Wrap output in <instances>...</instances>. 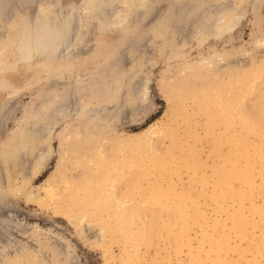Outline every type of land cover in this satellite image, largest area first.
<instances>
[{
	"label": "rangeland",
	"instance_id": "rangeland-1",
	"mask_svg": "<svg viewBox=\"0 0 264 264\" xmlns=\"http://www.w3.org/2000/svg\"><path fill=\"white\" fill-rule=\"evenodd\" d=\"M1 6L0 264H264V0H0ZM61 15L72 43L62 57L35 39ZM24 36L42 45L22 52ZM134 145L138 155L172 156L168 170H153L142 182L139 226L151 229L145 198L152 185L170 188L173 205L183 194L188 206L186 220L170 217L172 210L159 216L149 244L124 238L108 214L83 215L72 194L106 177L107 169L94 170L108 165L103 154L113 165ZM244 168L247 183L224 182L226 170L237 176Z\"/></svg>",
	"mask_w": 264,
	"mask_h": 264
},
{
	"label": "bare ground",
	"instance_id": "bare-ground-1",
	"mask_svg": "<svg viewBox=\"0 0 264 264\" xmlns=\"http://www.w3.org/2000/svg\"><path fill=\"white\" fill-rule=\"evenodd\" d=\"M47 1V0H46ZM45 2V1H44ZM56 2V1H55ZM53 4V3H52ZM52 4H48V5H52ZM106 5V4H105ZM45 6V5H44ZM59 6V5H58ZM104 6V5H103ZM102 7V6H101ZM100 7V8H101ZM0 8H2V6L0 7ZM5 8V7H4ZM59 8H61V5H60V7ZM59 8H58V10H59ZM105 9V8H104ZM4 9H2V11H3ZM61 10V9H60ZM64 10V9H63ZM62 10V11H63ZM101 10V9H100ZM105 11V10H104ZM64 12V11H63ZM62 12V13H63ZM100 12V11H99ZM62 13H59V14H62ZM66 13V12H65ZM64 14V13H63ZM15 15V14H14ZM13 17V16H12ZM63 16L61 15V18H62ZM65 17V16H64ZM64 17L62 18V20H60L59 19V21H57V22H55V23H51V26L50 25H47V26H50V28L48 27H46L47 28V30H46V28L44 27V29L42 28V27H40V29L42 28V31L43 30H45V31H43V32H41L40 31V29H39V32H41V34L40 35H38L37 34V37L35 36V39L37 38V39H42L41 41H45V43H44V46L43 47H45L46 49L45 50H48V49H50V47L52 48L51 49V51L53 50V52L54 51H56L57 49H58V51L57 52H59V54H61V57H62V54H64L63 52H62V49L64 48H66V45L68 44V43H70V42H68L67 44H66V39H68V37H67V34L65 35V33H64V31H65V29L66 28H64V27H62V22H63V19H64ZM65 21V20H64ZM38 23V22H37ZM35 24V23H34ZM39 24H41L40 22H39ZM39 24H37L38 26H40ZM48 24V23H47ZM42 25H44V24H41V26ZM32 26V25H31ZM45 26H46V24H45ZM33 27H34V25H33ZM35 27H37V26H35ZM32 28V27H31ZM37 28H39V27H37ZM62 28H64V31H63V29ZM27 29H28V31L30 30V26L29 27H27ZM31 31V30H30ZM35 31H37V29H35ZM68 31V30H67ZM25 32H26V30H25ZM38 32V31H37ZM70 32V31H69ZM35 32H33V33H31L30 32V34H34ZM49 33H51L50 35H49ZM47 34V35H46ZM72 34V33H71ZM25 35V34H24ZM70 34H68V36H69ZM26 36L28 37V35L26 34ZM26 36H24V37H26ZM31 35H29V37H30ZM33 36V35H32ZM38 36H40L39 38H38ZM27 37H26V42L24 43V40L22 41L24 44L20 47L21 49V51L23 52V51H27L28 53H29V51L28 50H30V51H33V50H36L37 51V48H35L34 49V47L37 45V46H39V45H42V44H38L40 41H38V43H34L35 42V39L34 40H32V38H30V39H28L27 40ZM69 38H70V36H69ZM54 40L56 41L57 40V43H58V45L56 44H54L53 42H54ZM69 41V40H68ZM72 41H73V39H72ZM21 42V43H22ZM71 45H72V43H70ZM36 46V47H37ZM54 47V48H53ZM69 47H71L72 48V46H70L69 45ZM41 48V47H40ZM39 48V49H40ZM33 49V50H32ZM44 48H42L41 49V52H42V54L41 55H43V50ZM63 49V50H64ZM66 49H68V48H66ZM64 50V52H69L70 51V49L69 50ZM49 51V50H48ZM60 51L62 52V53H60ZM18 52H20V51H18ZM24 52V53H25ZM45 52V51H44ZM46 53H51V52H47L46 51ZM45 53V54H46ZM22 53L20 52V55H21ZM30 54H32L31 52H30ZM44 54V55H45ZM52 54V53H51ZM50 54V55H51ZM57 54V53H56ZM67 53H65V55H66ZM54 54H52V56H53ZM64 55V56H65ZM69 55V54H68ZM28 56V55H27ZM55 56V55H54ZM60 56V55H59ZM23 57H25L24 55H23ZM57 57H58V55H57ZM66 57V56H65ZM26 59V58H25ZM60 59V58H59ZM257 74V73H256ZM249 75V74H248ZM250 76V75H249ZM249 76H248V79H249ZM254 77V76H253ZM253 79V78H252ZM246 78L244 79V83L245 82H247V81H251V80H246ZM253 81V80H252ZM251 81V82H252ZM251 82H247V84L248 83H250L251 84ZM241 83V82H240ZM237 84V83H236ZM247 84H246V86H247ZM241 84H239V86H240ZM244 85V84H243ZM252 85V84H251ZM255 85V84H254ZM254 85H253V87H254ZM250 86V85H249ZM248 86V87H249ZM261 86V85H260ZM243 87V86H242ZM247 87V89H249ZM61 88H63L62 86H61ZM66 88V87H65ZM64 88V89H65ZM262 88H264V87H262ZM233 89H235V87L233 88ZM232 89V90H233ZM240 89H241V86H240ZM246 89V87H245V89L244 90H247ZM66 90V89H65ZM64 90V91H65ZM253 90V88L250 90V91H252ZM61 91H62V89H61ZM238 91V88L235 90V92H237ZM243 91V90H242ZM258 91V90H257ZM233 92H234V90H233ZM234 92V93H235ZM239 92H240V90H239ZM256 92V91H255ZM226 93V92H225ZM228 93H229V91H228ZM240 93H243V92H240ZM245 93V92H244ZM247 93V92H246ZM250 93H252V92H250ZM260 93V92H259ZM262 93V92H261ZM204 94V93H203ZM217 94V93H216ZM227 94V93H226ZM225 94V95H226ZM264 94V93H263ZM228 95V94H227ZM240 95H242V94H240ZM244 95H246V94H244ZM253 95V94H252ZM257 95V94H256ZM229 96H230V94H229ZM250 96H251V94H250ZM249 96V97H250ZM204 97V96H203ZM206 97H208V96H205V99H206ZM262 97V96H261ZM261 97L259 96V98H260V100H261ZM220 98H222V96H220ZM238 98V97H237ZM246 98H247V96H246ZM246 98H244V99H246ZM210 99H211V96H210ZM216 99V98H215ZM235 99H236V97H235ZM234 99V100H235ZM255 99V98H254ZM209 100V99H208ZM208 100H206V101H208ZM220 100V99H219ZM218 100V101H219ZM229 100V99H228ZM240 100H242V99H240ZM250 100V99H249ZM257 100H258V103H259V99L257 98ZM217 101V102H218ZM231 101V100H230ZM262 101V100H261ZM217 102L215 103V101H214V105L215 104H217ZM221 102H222V99H221ZM242 101H240V103H241ZM253 102H254V100H253ZM207 103H209V102H207ZM219 103V102H218ZM231 103V102H230ZM233 103H234V101H233ZM239 102H237V104H238ZM250 103V102H249ZM261 103V102H260ZM263 103L264 102H262L261 104L263 105ZM209 104H211V101H210V103ZM221 104V103H220ZM220 104L218 105V106H220ZM204 105V104H203ZM223 105H225V104H222V106L221 107H223ZM241 105V104H240ZM240 105H238V107H240ZM256 105V104H255ZM229 107V105H225V107ZM207 107H209V106H207ZM210 107H211V105H210ZM214 107V106H213ZM263 107V106H262ZM224 108V107H223ZM259 108V107H258ZM264 108V107H263ZM206 109V106L204 107V110ZM210 109H212L213 110V108H210ZM209 108H207L206 110H207V112H206V116L209 114V110H210ZM215 109V108H214ZM219 109V108H218ZM227 109V108H226ZM225 109V110H226ZM255 110H258V109H256V107L254 108ZM260 109H261V106H260ZM201 110V109H200ZM203 110V109H202ZM203 110V111H204ZM216 110V113H219V110H221L220 112L222 113V110L223 109H219V110H217V109H215ZM224 110V111H225ZM233 110H235L234 108H233ZM239 110V112L241 111L240 110V108L238 109ZM249 110V109H248ZM261 110H263V109H261ZM261 110L259 111V112H261ZM203 111H202V114H203ZM218 111V112H217ZM224 111H223V115H224ZM253 111V110H252ZM231 112H232V110H231ZM243 112H245V111H243ZM259 112H257V113H259ZM226 114H228L227 112H225ZM233 113V112H232ZM246 113V112H245ZM252 113V112H251ZM179 114V113H178ZM201 114V115H202ZM213 115V113H212V111L210 112V114H209V116L210 115ZM242 114V113H241ZM180 115V114H179ZM204 115V114H203ZM204 115V116H205ZM221 114H219V116H220ZM223 115H221V116H223ZM236 115V114H235ZM239 115V114H238ZM248 115V114H247ZM263 115V114H262ZM205 116V117H206ZM208 116V117H209ZM228 116H230L229 114H228ZM241 116V115H240ZM246 116V115H245ZM249 116V115H248ZM264 116V115H263ZM177 117V116H176ZM226 117V119H228V117L227 116H225ZM232 117V116H231ZM247 117V116H246ZM245 117V118H246ZM253 117V116H252ZM251 117V118H252ZM255 117V116H254ZM235 118V117H234ZM250 118V117H249ZM250 118V122H252L251 119ZM209 119V118H208ZM223 119V118H222ZM230 119H232V118H230ZM255 119V118H254ZM207 120V119H206ZM217 120V119H216ZM234 120V119H233ZM242 120V119H241ZM245 120V119H244ZM249 120V119H248ZM258 120V119H257ZM209 121H210V119H209ZM208 121V122H209ZM225 121V120H224ZM238 121H239V119H238ZM215 122H217V121H215L214 120V123ZM205 123V122H204ZM227 123V122H226ZM237 123H239V122H237ZM257 122H255V124H256ZM258 123H260L259 122V120H258ZM210 124V123H209ZM235 124H236V122L234 123V125L233 126H235ZM241 124V123H240ZM240 124H238V129L240 128V130L239 131H241V127H239V125ZM205 125V124H204ZM210 125H212V124H210ZM201 126V125H200ZM212 126H215V128H217L216 127V125H212ZM225 126V125H224ZM249 126H251V125H249ZM253 126V125H252ZM206 128V127H205ZM210 128V127H209ZM262 128H264V127H262ZM223 129V128H222ZM232 129V128H231ZM238 129H236V130H238ZM254 129V128H253ZM248 132L250 131V129H246ZM246 130L244 129L243 131H245L246 132ZM214 131V130H213ZM212 131V132H213ZM259 131V130H258ZM262 132V131H261ZM261 132H259V133H261ZM166 133V132H165ZM202 133V132H201ZM211 133V132H210ZM222 133V132H221ZM228 133V132H227ZM231 133V132H230ZM237 133V132H236ZM161 134V133H160ZM203 134V133H202ZM219 134V133H218ZM235 134V133H234ZM233 134V135H234ZM241 134V132H239V135ZM211 135V134H210ZM244 135V134H243ZM242 134H241V136H243ZM247 134H245V136H246ZM248 135H251V137H252V134H248ZM261 135V134H260ZM236 136H238V135H236ZM256 136V135H255ZM222 137V136H221ZM225 137V136H224ZM224 137H222V138H224ZM227 138H228V136H226ZM233 137V136H232ZM247 137V136H246ZM152 138V137H151ZM241 138H244V137H241ZM256 138V137H255ZM234 139V138H233ZM246 139V138H245ZM250 138L249 137H247V140H249ZM258 139H262V138H257V141H258ZM131 140V139H130ZM133 140V139H132ZM135 140V139H134ZM133 140V141H134ZM179 140V139H178ZM192 140V139H191ZM225 140H227V139H225ZM239 140V139H238ZM142 141V140H141ZM143 141H146V140H143ZM150 141V140H149ZM176 141H177V139H176ZM180 141V140H179ZM193 141V140H192ZM192 141L190 142V143H192ZM209 141H213V139L211 140V138H210V140ZM246 141V140H245ZM254 141V140H253ZM262 141V140H261ZM264 141V140H263ZM154 142V141H153ZM217 142V141H216ZM223 142V141H222ZM239 142V141H238ZM237 142V143H238ZM255 142V141H254ZM259 142H260V140H259ZM138 143V142H137ZM213 143H215V142H213ZM218 143V142H217ZM226 143V142H225ZM224 143V144H225ZM231 143V142H230ZM130 144V143H129ZM142 144H144V143H142ZM174 144H175V139H174ZM245 144V143H244ZM251 144V143H250ZM256 144V143H255ZM127 145H128V143H127ZM156 145V144H155ZM198 145H199V143H198ZM201 145V144H200ZM212 145H214V144H212ZM211 145V146H212ZM239 145V144H238ZM261 145H263V144H260V146ZM122 146V145H121ZM143 146V145H142ZM160 146V145H159ZM186 146V145H185ZM217 146V145H216ZM130 147H131V145H130ZM150 147V146H149ZM178 147V146H177ZM191 147V146H190ZM215 147V146H214ZM214 147H212V148H214ZM244 147H245V145H244ZM257 147V146H256ZM255 147V148H256ZM119 148H120V150H119ZM118 149H116V150H118V152L120 153V151H121V147H119ZM128 148V152H130L129 151V147H127ZM144 148H147V147H145L144 146ZM193 148V150H192V152L195 150L194 148V146L192 147ZM199 148V147H198ZM247 148V147H246ZM248 148H249V144H248ZM124 149V148H123ZM132 149H133V151H131L132 153L128 156V158L127 157H121L120 158V160L119 161H117V163H115V164H110L109 165V162H108V160H109V157H110V155L108 156L106 153V155L105 154H103V156H102V153L100 154V156H102V162L105 160L106 162L105 163H108V165H104V166H94V170L96 171V169L95 168H98L99 170L101 169V171H103L104 169H107L108 170V172H106L107 174H106V177L104 176L103 178H101L102 180L101 181H98V183H95V184H93V182H94V179H92V178H90V179H88V180H91L92 179V181L93 182H87V180H85V181H83L84 183L85 182H87L88 183V187H87V189H86V184H84V186H83V188L84 189H82L81 187H79V186H77V187H79V188H73L72 189V191L74 190V193L72 192V194H73V196H74V198H76V200L75 201H78V206L80 205V209H82V212L84 213H82L83 215H87V216H93V217H95L96 215H98L97 213H99V215L100 214H102V215H100V217L102 216L103 218H104V216L105 215H103V213L104 214H108V215H106V216H109V218H107V219H110V218H113L114 219V221H115V224H116V226H115V228H116V230L118 231V232H120V234H122L123 236H124V238H126L127 240H130L131 242H133V243H139V242H144V243H150V242H152V240H153V237H154V234L156 233V230L158 229V226H157V224H156V222L158 223V221H157V219H159L160 217L159 216H161L163 213H169V212H171V210L173 211V215H170V217H172V218H174L175 220H184L185 218H186V209H187V204H186V198H184L183 196V194L181 195V196H175V197H177V198H175V203H174V205L173 204H171L170 202H171V190H170V188L168 189V190H158V188H159V185L158 184H155V185H152L151 186V189L150 190H148V192H149V196L147 197L146 196V202L147 203H149V207H147L146 208V210H145V212L149 215V217L151 218V229L150 228H147V230H146V228L145 229H143V228H141L140 226H139V224H138V222H137V217H138V215H139V207H138V203H137V198H138V196H139V193L141 192V187H142V182H144V181H146V180H148V178H149V176H150V174H151V172L153 171V170H157L159 173H163L168 167H169V165L171 164V160H172V156L171 155H169V156H148V157H145V156H142V155H138V151H139V148H137L135 145L134 146H132ZM191 149V148H190ZM215 149L216 148H214V152H215ZM221 149H223V148H221ZM220 149V150H221ZM235 149H236V147H235ZM242 149V148H241ZM259 149V148H258ZM264 149V148H263ZM101 150V149H100ZM99 150V151H100ZM131 150V149H130ZM262 150V149H261ZM123 151V150H122ZM147 151V150H146ZM145 151V152H146ZM160 151V150H159ZM191 151V150H190ZM244 151H246V150H244ZM249 151V150H248ZM263 151V150H262ZM116 153H118L117 151H115ZM155 152V151H154ZM164 152V151H163ZM206 152V151H205ZM210 152V151H209ZM213 152V151H212ZM247 152V151H246ZM257 152H258V150H257ZM126 153H127V150H126ZM149 153H150V151H149ZM157 153H158V151H157ZM114 154V153H113ZM112 154V155H113ZM123 154H125V153H123ZM152 155H154L153 153H151ZM159 154V153H158ZM183 154H185V153H183ZM216 154V153H215ZM247 154V153H246ZM246 154L244 155V156H246ZM263 154V153H262ZM115 155V154H114ZM233 155V154H232ZM248 155H249V153H248ZM117 156V155H116ZM209 157L211 156V155H208ZM263 156V155H262ZM120 157V156H119ZM111 158V157H110ZM174 158V157H173ZM231 158V157H230ZM104 159V160H103ZM112 159V158H111ZM228 159V158H227ZM212 160V159H211ZM248 160V159H247ZM250 160V159H249ZM110 161V163H111V161H114V160H109ZM261 161V160H260ZM92 161H90V163H91ZM99 162V161H98ZM262 162H264V158L262 157ZM100 163V162H99ZM114 163V162H113ZM242 163V162H241ZM104 164V163H103ZM92 165V164H91ZM173 166V165H172ZM105 167V168H104ZM173 168V167H172ZM207 168V167H206ZM209 168V167H208ZM212 168V167H211ZM213 169V168H212ZM247 169H248V167H247ZM91 170H93V169H90V171ZM106 170V171H107ZM168 170V169H167ZM244 170H245V168H244ZM110 171V172H109ZM172 171V170H171ZM209 171V170H208ZM97 172V171H96ZM242 172V171H241ZM241 172H239V174H237V176H235V174L234 173H232L231 172V170H226L224 173V176H223V178H225V183H231V181L232 180H234V179H237L238 180V182H240V183H247L248 181H249V176L246 174V170H245V172L243 171L242 173ZM87 173V172H86ZM103 173V172H102ZM111 173H115L116 174V176L113 178V174L111 175ZM110 174V175H109ZM263 174H264V170H263ZM91 175V174H90ZM87 176H88V174H87ZM196 176V175H195ZM222 176V175H221ZM102 177V176H101ZM162 177V176H161ZM197 177V176H196ZM85 178H87V177H85ZM66 179V178H65ZM98 179V178H97ZM120 179H121V183L124 185V188H123V190H121L122 192V196L121 195H119L120 193H119V188H117V186H118V184H120ZM67 181V184H68V182H69V179L68 180H66ZM96 181V180H95ZM160 181V180H159ZM97 182V181H96ZM100 182V183H99ZM168 182V181H167ZM232 183H234V182H232ZM73 184V183H72ZM82 185H83V183H81ZM93 184V185H92ZM162 184V183H161ZM160 184V185H161ZM68 185H70V184H68ZM163 185V184H162ZM161 185V186H162ZM177 185H179V184H177ZM66 186V185H65ZM72 186V185H71ZM122 186V185H121ZM200 186V185H199ZM144 187H145V185H144ZM163 187V186H162ZM53 188V187H52ZM54 188H56V187H54ZM58 188V187H57ZM56 188V189H57ZM67 188H68V186H67ZM164 188V187H163ZM165 188H166V186H165ZM225 188V187H224ZM117 189H119V190H117ZM161 189V188H160ZM55 190V189H54ZM58 190V189H57ZM64 190H66V189H64ZM68 190V189H67ZM177 190V189H176ZM217 190H219V189H217ZM59 191V190H58ZM70 191V193H71V190H69ZM54 192H56V191H53V193ZM60 192V191H59ZM52 193V192H51ZM52 193V194H53ZM57 193V192H56ZM62 193H64V191H62ZM69 193V194H70ZM195 193V192H194ZM61 194V193H60ZM53 195H55V193L53 194ZM64 195H66V194H64ZM57 196V195H56ZM67 196V195H66ZM70 196V195H69ZM68 196V197H69ZM73 196H71V197H73ZM248 196V195H247ZM52 197V196H51ZM59 197V196H58ZM60 197H62V196H60ZM71 197H70V199H71ZM1 198H3V197H1ZM0 198V200H2ZM54 198H55V196H54ZM73 198V199H74ZM218 198H220V197H218ZM4 199V198H3ZM52 199H53V197H52ZM58 199V198H57ZM56 199V200H57ZM63 200H65L64 198H62ZM59 200V199H58ZM140 200V199H139ZM170 200V201H169ZM4 201V200H3ZM198 201V200H197ZM220 201V200H219ZM1 203H2V201H0ZM70 202H72L71 200H70ZM69 202V203H70ZM231 202V201H230ZM75 203H77V202H75ZM75 203H73V206H74V204ZM4 204V203H3ZM6 204V203H5ZM58 204V203H57ZM249 204V203H248ZM2 205V204H1ZM65 205H67L66 204V202H65ZM69 205H71V204H69ZM170 205H173V206H170ZM226 205V204H225ZM194 206V205H193ZM2 207V206H1ZM142 207V206H141ZM249 207V206H248ZM9 208V207H8ZM70 209H71V207H69ZM75 208H77V206L75 207ZM143 208V207H142ZM250 208V207H249ZM248 208V209H249ZM67 209V208H66ZM73 209V208H72ZM68 210V209H67ZM143 210V209H142ZM68 211H70V210H68ZM65 212L64 214H71V213H69V212ZM7 212V211H6ZM71 212H72V210H71ZM143 212V211H142ZM75 213V212H74ZM172 213V212H171ZM168 215V214H167ZM71 216H73V215H71ZM86 216V217H87ZM147 216V215H146ZM188 216V215H187ZM1 217V216H0ZM9 217H10V214H9ZM76 217H78V216H76ZM76 217H75V219H76ZM85 217V218H86ZM88 217V218H89ZM97 217H99V216H97ZM96 217V218H97ZM143 218H144V216H143ZM223 218V217H222ZM1 219H2V217H1ZM5 219V218H4ZM3 219V220H4ZM7 220L9 219V218H6ZM5 219V220H6ZM83 219V218H82ZM90 220H91V218H89ZM88 219V220H89ZM102 218H100V219H97V220H101ZM104 220V219H103ZM103 220H101L102 222H103ZM186 220V219H185ZM188 220H189V218H188ZM111 221H112V219H111ZM114 221H112V222H114ZM160 221H162V223L166 226H173V221L172 220H170V221H165V220H160ZM211 222V221H210ZM3 223V222H2ZM15 223V222H14ZM109 223H110V221H109ZM109 223L107 224V225H109ZM148 223V222H147ZM150 223H149V225H150ZM4 224V223H3ZM3 224H1V225H3ZM13 224V223H12ZM11 225V224H10ZM17 225V224H16ZM113 227H114V225H112ZM1 227V226H0ZM8 227V226H7ZM155 227H156V229H155ZM111 228V227H110ZM251 228V227H250ZM11 230V229H10ZM106 230V229H105ZM104 230V231H105ZM108 230H110V229H107V231ZM113 230H115V229H113ZM115 230V231H116ZM102 232H104L103 231V229L101 230ZM10 232V231H9ZM101 232V233H102ZM12 233V232H11ZM151 233V234H150ZM4 234V233H3ZM147 234H150L151 235V241H150V239H149V235H147ZM6 235H7V233H6ZM101 235V234H100ZM215 235H216V233H215ZM187 236V235H186ZM149 239V240H148ZM100 241V240H99ZM125 241V240H124ZM125 243V242H124ZM143 243V244H144ZM125 244H127V243H125ZM128 245H130V244H128ZM1 246V245H0ZM109 246V245H108ZM149 247V246H148ZM3 248V247H2ZM34 248V247H33ZM121 249V248H120ZM148 250V249H147ZM184 251V250H183ZM117 255V254H116ZM222 255V254H221ZM202 256V255H201ZM142 259V258H141Z\"/></svg>",
	"mask_w": 264,
	"mask_h": 264
}]
</instances>
